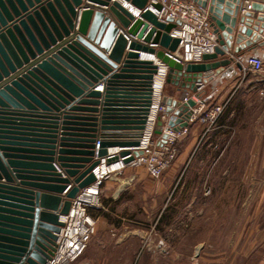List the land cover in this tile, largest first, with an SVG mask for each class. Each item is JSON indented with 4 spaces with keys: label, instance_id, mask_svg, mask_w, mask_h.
Returning <instances> with one entry per match:
<instances>
[{
    "label": "water",
    "instance_id": "1",
    "mask_svg": "<svg viewBox=\"0 0 264 264\" xmlns=\"http://www.w3.org/2000/svg\"><path fill=\"white\" fill-rule=\"evenodd\" d=\"M193 1L207 9L218 45L183 64L169 34L175 23L150 10L134 18L120 0H0V264H44L59 216L95 181L100 158L139 145L159 71L153 58L166 66L165 82L196 91L264 36L263 3L241 15L242 0ZM161 102L187 125L193 100L163 94ZM132 152L125 162L141 150Z\"/></svg>",
    "mask_w": 264,
    "mask_h": 264
},
{
    "label": "rangeland",
    "instance_id": "2",
    "mask_svg": "<svg viewBox=\"0 0 264 264\" xmlns=\"http://www.w3.org/2000/svg\"><path fill=\"white\" fill-rule=\"evenodd\" d=\"M236 96L218 128L206 134L204 125L197 144L178 162L186 127L160 175L140 165L104 179L100 206L90 213L102 218L94 217L95 233L68 264H264V175L258 159L264 145L252 144L259 130L250 124L262 105ZM115 177L132 180L113 199L101 189Z\"/></svg>",
    "mask_w": 264,
    "mask_h": 264
},
{
    "label": "built area",
    "instance_id": "3",
    "mask_svg": "<svg viewBox=\"0 0 264 264\" xmlns=\"http://www.w3.org/2000/svg\"><path fill=\"white\" fill-rule=\"evenodd\" d=\"M120 2L133 14L134 18H139L142 12L150 10L160 21L168 22L166 19H171L175 26L170 29L169 34L171 37L179 39L174 58L183 64L201 62L202 55L213 52L215 46L218 45L217 33L214 31L207 9L193 0H147L145 7L142 9L133 7L124 0H120ZM155 4L160 7H156ZM250 8L251 1L242 0L240 14H244ZM153 59L158 64V70L162 69L163 86L157 95L154 94L153 88L150 113L144 129L141 131L139 145L126 148L130 150V153L119 156L110 162H107V158L118 153L119 148H111L114 149V152L108 149V154L100 158V163L92 169L95 181L90 185H93L95 189L92 191L90 185L82 188L71 199L68 212L59 216L62 225L59 231L55 233V249L44 264H68L76 260L85 250L90 238L96 231V219L90 214L89 210L97 209L100 206V185L104 179L117 174L127 166L140 165L144 166L151 176L160 175L173 159L176 151L174 143L180 134L186 130L189 122L197 121L205 125V133L217 123L221 116L226 102L206 103L199 98L197 92L203 86L201 81L196 91L188 88L181 89L178 97L179 103L185 104L191 99L194 101V105L189 107L188 116H183L182 121H186L187 125L179 126V123H176L178 116L173 113H166L165 105L161 102V96L165 94L166 66L159 63L155 58ZM239 66L244 74L247 72L261 73L263 71V61L255 55L247 56L244 62H239ZM153 109H155V114L152 117ZM158 119L162 122L161 133L159 134L154 132ZM169 121L174 122V125H169ZM162 133L166 134L164 142L162 141ZM135 149L141 150V153L134 155L132 160L125 162L126 158L133 155L132 151ZM103 163H106V171L102 177H99L97 169Z\"/></svg>",
    "mask_w": 264,
    "mask_h": 264
},
{
    "label": "crops",
    "instance_id": "4",
    "mask_svg": "<svg viewBox=\"0 0 264 264\" xmlns=\"http://www.w3.org/2000/svg\"><path fill=\"white\" fill-rule=\"evenodd\" d=\"M250 1H256L264 4V0ZM249 55H255L262 59L263 71L261 73L247 72L244 74L242 72L240 66H238V63L244 62L245 58ZM207 74L210 75V78H207L206 82H203L202 88L197 92L199 98L203 99L206 103L226 102V108L230 98L234 94L237 95V98L251 97L250 100H252V98H255L252 100L251 104L257 103V101H259L258 103H261V115L258 117V120L251 119L250 124L251 128L259 130L257 135L254 137L252 144L264 145V36H261L259 39H257V41H255L251 46H245L244 48H242L240 53L234 57V60L227 66H224L219 73L216 74L214 71H209ZM164 88L165 94L170 95L173 98H177L181 93V91H177L176 85L169 82H165ZM98 90L102 89H100L99 87ZM258 94L261 96L259 97ZM222 116L223 114H221L217 123L212 128H210L206 134H209L216 129ZM221 127L222 125L219 126V128ZM156 128H159V126H157ZM203 130V124L197 121L189 122L188 133L186 137L181 140L183 141L182 151L177 158L178 162L181 161L180 158L182 160L185 159V157H187L188 154L192 151V148L198 142V136L203 132ZM258 159L260 162L259 164L262 168L261 175H264V153L262 157L259 156ZM128 180H132V177H115L107 179L105 180L104 188L101 189V193L106 196L110 195V197L116 199L123 191V184ZM115 183L116 185H114ZM202 206L208 207L211 206V204L210 202H203ZM94 210L96 209H90L89 212L92 214ZM94 217H96L98 221L102 218L100 215H96Z\"/></svg>",
    "mask_w": 264,
    "mask_h": 264
},
{
    "label": "bare ground",
    "instance_id": "5",
    "mask_svg": "<svg viewBox=\"0 0 264 264\" xmlns=\"http://www.w3.org/2000/svg\"><path fill=\"white\" fill-rule=\"evenodd\" d=\"M148 56V55H147ZM148 58H151L150 56H148ZM163 72L162 69L159 71V73H157L154 77V82H153V88H154V94H159V92L162 89L163 86ZM100 85L97 87L99 89ZM100 89H102L100 87ZM155 114V109L152 110L151 116L153 117V115ZM114 149H111V151H113ZM114 152V151H113ZM106 167V163L100 164L98 169H97V174L99 177H102ZM91 190L93 191V189H95V187H93V185H90Z\"/></svg>",
    "mask_w": 264,
    "mask_h": 264
}]
</instances>
